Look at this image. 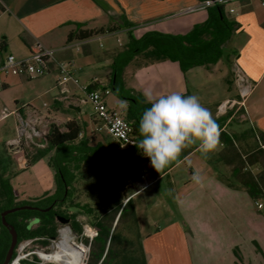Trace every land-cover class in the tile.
Returning a JSON list of instances; mask_svg holds the SVG:
<instances>
[{"label":"crops","instance_id":"1","mask_svg":"<svg viewBox=\"0 0 264 264\" xmlns=\"http://www.w3.org/2000/svg\"><path fill=\"white\" fill-rule=\"evenodd\" d=\"M199 1L0 0V60L8 54L25 59L31 49L38 45L56 50V62L50 65L48 73L55 74V86L44 93L49 94L50 100L49 105L45 103V110L37 111L28 103L18 105L16 97L7 96L13 86L32 80L14 76L5 78L0 87V106L9 105L15 100V110L24 116L33 111L46 113L50 117L63 115L69 121L86 124L81 137H87L88 132L90 135L100 134L93 132L97 123L93 112L88 119L83 116L82 103H87L77 95L81 86H89L94 81L103 87L108 85L111 66L115 57L125 49L129 33L137 39L153 31L183 35L196 25L205 23L212 9L177 14L179 10L196 5ZM222 8L226 19L235 23V31L223 47V56L215 64L194 66L183 71L178 62L151 60L140 54L124 67V87L144 100L143 93L146 90L152 93L153 99L171 92L196 95L212 118L216 119L217 106L234 98L230 92L236 86L230 76L239 68L253 83V89L245 102L247 121L264 134V0H235ZM231 9L234 11L231 12ZM78 25L87 30L102 29L104 33L84 41L75 39L68 42L69 33L76 31ZM60 62L71 63L72 74L79 81L77 85L69 80L64 86L67 92H63V86L57 83ZM217 78L225 81L228 92L221 99L214 96ZM110 94L114 95L112 92ZM109 95H106L105 100L110 108L121 110L126 106L115 95L116 100H112L113 105H109ZM56 100L63 103L62 109L54 107ZM70 105L79 109H72ZM212 106L215 107L214 112L211 111ZM198 152L196 144L187 145L168 169H175L181 162L193 160L190 174L195 170L202 176L201 183L192 181L190 185L182 187L183 198L199 202V207L194 209L190 217L192 233L196 234L198 241L201 240L200 245L208 246V251L214 257L227 255V264H237L235 251L241 254L242 264H264L263 208L257 207V202L245 188H230L219 180L209 153L198 156ZM160 178L161 175L156 179ZM53 189L54 181L47 192ZM204 201L209 202L208 207L203 205ZM32 225H37V221H32ZM140 230L145 236L143 247L148 264H167L170 256L177 257L181 253L175 252L169 243L177 238L183 245L186 242L184 230L177 224L156 232V236L150 232L145 234L143 227Z\"/></svg>","mask_w":264,"mask_h":264},{"label":"trees","instance_id":"2","mask_svg":"<svg viewBox=\"0 0 264 264\" xmlns=\"http://www.w3.org/2000/svg\"><path fill=\"white\" fill-rule=\"evenodd\" d=\"M209 19L200 25H196L191 31L183 35L164 34L160 32H148L141 38H135L131 33L128 35V43L125 49L114 59L111 66V80L107 87L121 101L126 103L124 111L126 119L131 123L132 137L134 144L121 145L108 144L101 141L91 144V138L80 134L85 131V123L70 121L66 124L65 130L52 123L45 136L46 146L39 148L32 158L26 155L27 163L30 165L39 159L47 160L48 166L53 171L54 189L46 192L41 198L34 201H17L18 197L14 185L10 179L4 178L0 174V214L6 209L21 205H33L41 208L52 206L49 211L20 210L6 216L8 223L12 224L18 234V242L27 238L39 236L54 237L58 227L57 217L62 216L72 221L76 231L81 230L77 218V213H69V208H75L79 212L92 213L88 205L73 203L72 185L76 179V173L82 166L91 162H101L113 166V171L125 169L129 163L135 159L148 166V171L155 178L159 173L150 165L149 159L143 156L136 144L141 138L138 132L139 119L143 111L150 105L140 96L124 87L122 73L124 67L137 55L144 54L151 60H171L178 62L183 71L194 66L215 64L223 56V47L235 31V23L230 22L224 15L221 6L210 8ZM208 9V10H210ZM104 30L82 29V25L77 26V30L70 32L67 41L87 40ZM33 49H31L32 51ZM90 90H104L99 82L89 85ZM54 107L62 109L63 103L56 100ZM73 111V110H69ZM231 112L215 120L219 139L227 147H234V136L223 130ZM259 145L250 153L251 164H258L260 172L257 176H240V169L234 168L233 173L241 186L245 187L250 197L258 202L264 200V134L255 128H250ZM230 187L234 185L223 178ZM135 192L142 189V186L135 184L133 178L128 180ZM128 200L123 207L119 205L113 217L106 216L98 218L93 225L97 228V236L87 239L89 252L84 264H148L144 248L139 237L137 242L130 241L129 246H125L120 241V234H117L112 226L115 221L117 225L125 215L127 207L131 205L129 195L124 192ZM135 216V214L133 215ZM32 221H37L33 226ZM116 225V227H117ZM11 242L9 231L0 223V263L5 259L7 250ZM238 257V253L235 251Z\"/></svg>","mask_w":264,"mask_h":264},{"label":"rangeland","instance_id":"3","mask_svg":"<svg viewBox=\"0 0 264 264\" xmlns=\"http://www.w3.org/2000/svg\"><path fill=\"white\" fill-rule=\"evenodd\" d=\"M234 80L233 74L230 76ZM215 97L222 98L227 95L226 83L218 78L215 83ZM55 86V74H47L32 80L24 81L22 85H16L11 88L7 96L16 97L18 105L28 103L37 111L45 110V103L49 105V94L46 90ZM231 95L237 98L236 87L231 90ZM80 99H85L86 94L82 89H79L78 94ZM116 100L114 95H109L108 103L113 105ZM15 100L9 105H1L9 110H15ZM124 102V101H123ZM82 112L84 118L88 119L93 112L90 103H82ZM125 107L121 110L125 111ZM217 109V108H216ZM212 112L215 107L212 106ZM44 116L46 123V132L49 126L54 123L62 130L69 121L63 115L59 117H50L46 113H41ZM18 115L12 114L4 121L0 122V174L4 178L10 179L15 187L17 201H34L41 198L53 186L52 169L46 164L45 159H39L28 165L26 155L32 158L38 147L34 142H24L19 152H16L15 147L9 146V141L18 136ZM250 128H253L247 121L243 108L235 109L229 115L223 130L234 136V147H227L218 138L216 148L209 153V159L213 168L217 172V177L224 184L230 187L227 182H231L235 186L245 188L236 182L233 170L240 169V176H257L260 172L258 164H251L250 153L259 145V140ZM91 138V143H96L98 140L108 144H117L106 132L100 134H87ZM198 156L202 153L198 152ZM193 160L181 162L175 169L168 170L171 162L158 173L160 179L148 171L146 164L135 159L121 171H113V166L101 163L91 162L84 164L80 171L76 173V179L72 185L73 203L88 205L92 209V213L87 214L75 208H69V213H77V220L85 218L90 223H94L98 218L106 216L113 217L119 205L123 207L127 203L124 192L130 196L131 205L127 207L125 215L121 218L117 225L114 222L112 229L120 234V241L123 245L129 244L130 241L137 242V238L144 245L145 236L140 227L147 232L156 236V232L165 230L169 227L181 226L185 234V244L183 245L179 238L173 245L175 252L179 254L174 257L170 256V261L167 264H227L225 259L227 255L215 256L210 254L208 246L200 245L196 234L192 233V225L190 217L195 212L194 209L199 207L197 200L192 201L191 198L185 199L181 196L184 186L190 185L192 182L190 169L193 168ZM163 174L164 171H167ZM133 178L135 184L142 186V189L135 192V189L128 185V180ZM246 189V188H245ZM209 201V200H208ZM204 201V206L208 207L209 202ZM193 202V203H192ZM263 204L261 212L264 214V200L260 201ZM217 205V204H216ZM193 209V210H192ZM135 214V216H133ZM117 225V227H116ZM157 229V230H155ZM194 235V238H193ZM80 241V239H79ZM84 243L88 246L86 240ZM129 246V245H127ZM144 248V247H143ZM170 250L168 246L167 251ZM145 251V250H144ZM89 252V250H88ZM87 252V254H88ZM170 253V252H169ZM174 257V258H173ZM237 264H242L241 254L238 253ZM166 264V263H165Z\"/></svg>","mask_w":264,"mask_h":264},{"label":"built area","instance_id":"4","mask_svg":"<svg viewBox=\"0 0 264 264\" xmlns=\"http://www.w3.org/2000/svg\"><path fill=\"white\" fill-rule=\"evenodd\" d=\"M233 1L235 0H200L198 4L185 7L179 10L177 14H188L218 6L223 7ZM230 11L233 12L234 10L231 9ZM53 62H56V50L42 45L33 48L25 59H18L15 55L8 54L0 60V87L3 85L5 78L9 76L33 79L47 75ZM58 65L60 73L57 83L59 86H63V92L68 91L64 86L67 85L69 80H73L79 85L78 79L72 74L73 66L71 63L60 62ZM233 76L237 98L221 102L216 110L218 117L226 116L238 108L245 110L246 99L253 89V83L239 68L234 70ZM81 89L86 94L83 102L91 104L97 121L93 132H106L121 145L134 144L133 129L124 112L110 108L105 100L106 95L111 93L110 89L107 86L104 90H90L89 86H81ZM12 114L18 115L19 126L18 136L9 141V146L15 147L16 152H19L24 142L32 141L38 147L46 145L45 136L47 132L45 129L47 125L44 116L40 112L33 111L30 115L24 116L17 110H9L7 107L0 106V122ZM81 135L82 133L80 137ZM256 205L259 209L263 208L261 202H257ZM78 221L81 226L80 231L73 228L70 220L69 223H58L56 236L54 237L39 236L21 240L17 243L14 255L8 264H66L55 256L59 251V244L66 238L79 248H85V256L81 262V264H84L89 250V246L84 243V240L96 237L98 231L85 218Z\"/></svg>","mask_w":264,"mask_h":264},{"label":"clouds","instance_id":"5","mask_svg":"<svg viewBox=\"0 0 264 264\" xmlns=\"http://www.w3.org/2000/svg\"><path fill=\"white\" fill-rule=\"evenodd\" d=\"M143 95L150 106L139 119L141 138L135 144L157 172L176 160L187 145L196 144L202 154L216 148L218 126L196 95L171 92L153 99L147 90ZM191 179L199 184L202 176L194 170Z\"/></svg>","mask_w":264,"mask_h":264},{"label":"water","instance_id":"6","mask_svg":"<svg viewBox=\"0 0 264 264\" xmlns=\"http://www.w3.org/2000/svg\"><path fill=\"white\" fill-rule=\"evenodd\" d=\"M69 107L72 109H79V107H75L73 105H70ZM51 208H52V206L44 209V208H41L38 206H33V205H21V206H15L13 208L6 209L3 212H1L0 223L2 224V226H4L9 231V234L11 236V242H10L9 248L7 250L5 259L0 264H8L10 262V260L12 259L13 255H14L16 245L18 243L17 231L12 224L7 222L6 216L10 213L20 211V210H38L41 212H45V211H49ZM57 220L59 223H62V224L70 222V219L62 217V216L57 217ZM115 224H116V222H115Z\"/></svg>","mask_w":264,"mask_h":264},{"label":"bare ground","instance_id":"7","mask_svg":"<svg viewBox=\"0 0 264 264\" xmlns=\"http://www.w3.org/2000/svg\"><path fill=\"white\" fill-rule=\"evenodd\" d=\"M85 252V248H79L66 238L59 244V251L55 256L66 264H81Z\"/></svg>","mask_w":264,"mask_h":264}]
</instances>
